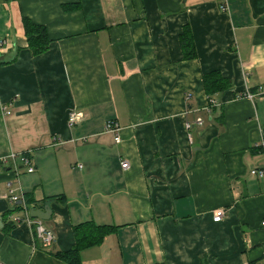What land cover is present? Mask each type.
Listing matches in <instances>:
<instances>
[{"label":"crops","instance_id":"obj_1","mask_svg":"<svg viewBox=\"0 0 264 264\" xmlns=\"http://www.w3.org/2000/svg\"><path fill=\"white\" fill-rule=\"evenodd\" d=\"M23 16L45 26L44 52ZM0 40V264H64L48 250L90 220L117 228L82 264H264V176L251 173L264 169V0H0ZM213 70L231 85L208 96ZM25 194L51 210L49 248L11 218Z\"/></svg>","mask_w":264,"mask_h":264},{"label":"trees","instance_id":"obj_2","mask_svg":"<svg viewBox=\"0 0 264 264\" xmlns=\"http://www.w3.org/2000/svg\"><path fill=\"white\" fill-rule=\"evenodd\" d=\"M74 7L75 5L72 3L65 6L66 9H73ZM22 25L27 46L31 54L36 55L47 50L51 43V38L49 37L45 26L33 22L27 16L22 17ZM179 39L184 57H194L195 52L193 40L188 27L183 28ZM2 63L3 62L0 61V64ZM202 84L206 94L211 96L214 93L221 92L229 88L231 82L228 78L222 76L218 70H213L203 75ZM262 138L264 140V129ZM46 199L42 200V202ZM25 201L31 205V208L42 207V205L38 204V202L30 194H25ZM18 207L19 205H15V208ZM12 223L10 221L9 226H11ZM116 228V226L109 224H97L91 220L78 223L73 227L74 243L68 250L48 251L58 257L64 264H82L80 259V250L88 246L99 244L106 234L114 231ZM35 241H38L36 237ZM198 259L199 264H208L205 256H200Z\"/></svg>","mask_w":264,"mask_h":264},{"label":"built area","instance_id":"obj_3","mask_svg":"<svg viewBox=\"0 0 264 264\" xmlns=\"http://www.w3.org/2000/svg\"><path fill=\"white\" fill-rule=\"evenodd\" d=\"M3 40H0V49L3 45ZM257 92H263L264 91V87L263 86H259L256 90ZM245 95L248 98H253L256 95V92H250V91H246ZM0 110L2 112V114L8 115L10 114V110L8 108H6V106H3L0 103ZM78 113L71 111L68 115V122L70 124H74L78 121ZM195 123L201 124L202 120L201 119H197ZM191 124L187 123L186 127L190 128ZM105 131L106 132H111L113 134L114 137V141L116 143L121 142V137H120V125L115 122V121H107L105 123ZM260 147L261 149L264 150V140L262 138V141L260 142ZM9 157L12 158L13 164L16 167L17 163H20L22 166H26V169L28 172H32L34 170V168L30 165V158L28 156V153L25 154H19L17 156H15L14 153H10ZM17 158V159H16ZM18 160V162H17ZM17 162V163H16ZM81 165H79L80 167ZM120 166L123 170H127L129 168V161L126 158H121L120 160ZM251 173L253 175H256L257 177H263L264 176V169H254L251 170ZM11 201L14 203H21L22 205H25L24 203V199L20 198L16 195H13L11 197ZM224 216V210L222 208H218L215 209L213 212V221L218 222L220 221ZM12 220L14 222H20V221H24L26 222L30 228L33 230L34 236L36 237V239L39 241L40 245L43 248H49L50 245L54 242V234L52 232L51 229L47 228L44 223H43V219L38 218V217H31L29 214V210L27 211V209L24 210V214L22 216V218L20 217H16V216H11ZM262 225H264V221L261 222Z\"/></svg>","mask_w":264,"mask_h":264},{"label":"water","instance_id":"obj_4","mask_svg":"<svg viewBox=\"0 0 264 264\" xmlns=\"http://www.w3.org/2000/svg\"><path fill=\"white\" fill-rule=\"evenodd\" d=\"M29 214L31 217H38L43 220H46L50 217L51 210L50 208H48V206H46L44 209L32 207L29 209Z\"/></svg>","mask_w":264,"mask_h":264}]
</instances>
